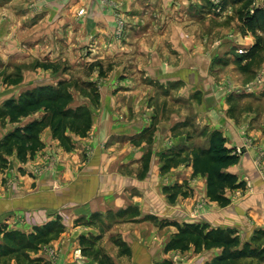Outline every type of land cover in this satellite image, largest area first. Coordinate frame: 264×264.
Returning <instances> with one entry per match:
<instances>
[{
    "label": "crops",
    "instance_id": "0c3cea01",
    "mask_svg": "<svg viewBox=\"0 0 264 264\" xmlns=\"http://www.w3.org/2000/svg\"><path fill=\"white\" fill-rule=\"evenodd\" d=\"M202 1L0 0V69L31 67L0 106L70 85L67 108L88 120L83 132L65 127L67 147L43 128L31 158L13 152L0 169V227L59 231L29 254L34 264H97L89 241L112 264H204L220 249H165L174 224L242 241L264 228V84L243 89L248 57L236 54L250 44L208 31L220 16L199 12ZM43 114L6 116L0 139ZM212 131L238 156L225 171L244 183L225 190L223 207L192 168L191 149L207 148Z\"/></svg>",
    "mask_w": 264,
    "mask_h": 264
},
{
    "label": "trees",
    "instance_id": "16d2710c",
    "mask_svg": "<svg viewBox=\"0 0 264 264\" xmlns=\"http://www.w3.org/2000/svg\"><path fill=\"white\" fill-rule=\"evenodd\" d=\"M68 99L67 93L61 89L40 87L25 91L17 100L9 99L3 103L0 114H6L11 122L29 117L39 110H42L44 114L39 120L34 119L23 126H15L0 139V169L7 166L6 156L13 152L20 161L31 158L42 147L38 134L47 126L51 130L52 138L57 139L60 145L65 147L68 142V138L64 135L66 126L74 129L75 132H83L88 127L87 119L67 108ZM190 154L193 173H199L205 177L207 197L222 207L228 205L230 200L225 196V190L239 189L244 186L243 182L225 171L238 161V156L225 146L224 139L218 131L209 133L207 148H192ZM174 199L173 193L171 201ZM174 226L177 231L166 244V250L185 251L189 245L193 246L195 252L219 248L220 253L204 264L264 263V228L255 229L248 241H242L231 229H207L205 225L189 222L174 224ZM58 232L51 228L50 224L36 228L30 234L6 231L5 228L0 227L3 238L0 243L2 264H6V260L11 258L14 259L15 264H34L35 261L29 254L37 251L40 245L48 243ZM114 243L120 247L118 241ZM89 244L88 251L97 264H112L99 249L93 248L91 241Z\"/></svg>",
    "mask_w": 264,
    "mask_h": 264
},
{
    "label": "rangeland",
    "instance_id": "374dc122",
    "mask_svg": "<svg viewBox=\"0 0 264 264\" xmlns=\"http://www.w3.org/2000/svg\"><path fill=\"white\" fill-rule=\"evenodd\" d=\"M217 1L220 2L219 5ZM202 4V7L198 8L199 12H213L215 16H220L217 19L210 17L211 20L207 25L208 31L221 34V36L234 34L236 43L240 39L250 44L249 50L244 54L239 53L240 51L236 54L248 57L245 65L238 69L239 72H246L245 74L250 75L248 79L250 82L244 83L243 89L264 84V0H203ZM30 68L13 65L0 69V92H7L9 89L14 92L19 89L21 73ZM11 80H14L16 85L8 83ZM68 86L70 85L62 86L61 90H68ZM261 96L264 97V95ZM12 100H17V98ZM2 110L3 106H0V111ZM6 116V114H0L1 123H6Z\"/></svg>",
    "mask_w": 264,
    "mask_h": 264
},
{
    "label": "built area",
    "instance_id": "2783aa9c",
    "mask_svg": "<svg viewBox=\"0 0 264 264\" xmlns=\"http://www.w3.org/2000/svg\"><path fill=\"white\" fill-rule=\"evenodd\" d=\"M219 3H220V2H219V1H217V5H219ZM217 9H218V10H217V12H218V11H219V8L217 7ZM79 253H80V251H79V250H76V252H75L76 256H78V255H79Z\"/></svg>",
    "mask_w": 264,
    "mask_h": 264
}]
</instances>
